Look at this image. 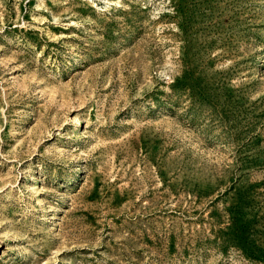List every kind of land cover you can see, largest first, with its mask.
I'll list each match as a JSON object with an SVG mask.
<instances>
[{
  "label": "rangeland",
  "instance_id": "374dc122",
  "mask_svg": "<svg viewBox=\"0 0 264 264\" xmlns=\"http://www.w3.org/2000/svg\"><path fill=\"white\" fill-rule=\"evenodd\" d=\"M0 264H264V0H0Z\"/></svg>",
  "mask_w": 264,
  "mask_h": 264
}]
</instances>
